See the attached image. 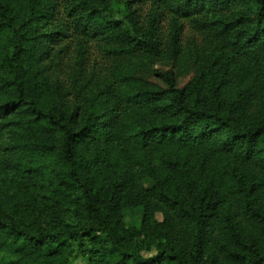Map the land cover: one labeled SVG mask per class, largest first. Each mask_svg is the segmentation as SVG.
I'll use <instances>...</instances> for the list:
<instances>
[{
    "label": "trees",
    "instance_id": "trees-1",
    "mask_svg": "<svg viewBox=\"0 0 264 264\" xmlns=\"http://www.w3.org/2000/svg\"><path fill=\"white\" fill-rule=\"evenodd\" d=\"M258 94L264 0H0V264H264Z\"/></svg>",
    "mask_w": 264,
    "mask_h": 264
},
{
    "label": "rangeland",
    "instance_id": "rangeland-1",
    "mask_svg": "<svg viewBox=\"0 0 264 264\" xmlns=\"http://www.w3.org/2000/svg\"><path fill=\"white\" fill-rule=\"evenodd\" d=\"M241 62H244V64L245 63L249 64L250 73L252 75L254 73V66H253L252 60L249 58H245V60L242 59ZM153 68H154V70H157L160 72L173 71L171 63H156L153 66ZM194 75H195L194 70L190 69V68L181 72L177 78L178 86L182 87L184 84H186L188 81H190L194 77ZM143 77L146 78L148 81L156 84V85L162 86L161 82H158V80L154 76L150 75V72L144 73ZM249 83H250V80L247 79L241 85V87H237L236 85H233V84H228V85L224 86L222 91H221V98L225 99V100L235 98L237 96L238 92L240 90L245 89ZM262 101H264V94H258V95L252 96L250 98V101H249L250 113H253ZM140 214H141V212H140L139 208L127 209L124 211V219L127 222H137L140 219ZM157 219L160 220L161 217L158 215ZM149 255L150 254H145L144 256H149Z\"/></svg>",
    "mask_w": 264,
    "mask_h": 264
}]
</instances>
